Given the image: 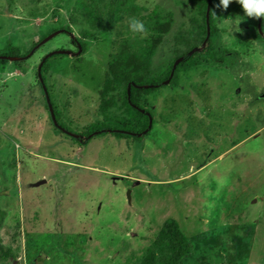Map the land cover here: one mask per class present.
<instances>
[{"label": "rangeland", "instance_id": "1", "mask_svg": "<svg viewBox=\"0 0 264 264\" xmlns=\"http://www.w3.org/2000/svg\"><path fill=\"white\" fill-rule=\"evenodd\" d=\"M211 3L209 50L137 97L151 130L82 146L62 131L142 129L124 84L200 50L194 5L136 0L111 31L112 0H0V57H23L0 60V264H137L167 219L182 264H264V40L238 0Z\"/></svg>", "mask_w": 264, "mask_h": 264}, {"label": "trees", "instance_id": "2", "mask_svg": "<svg viewBox=\"0 0 264 264\" xmlns=\"http://www.w3.org/2000/svg\"><path fill=\"white\" fill-rule=\"evenodd\" d=\"M190 1L194 5V13H195L194 17L190 19V22L194 24L200 19L202 20V28L200 29L202 35L199 37V45L205 42V47L203 48V50L200 51L201 53H203L209 50V48L211 47L210 43H211V34H212V3L210 6L208 18L206 19L207 0H190ZM112 3L114 5V9H113V13L111 14L112 17L109 19V23H110L109 25L111 26L110 27L111 31L115 29L114 27L115 22L121 18L122 13L128 15L129 12L132 13L137 12L136 9L138 8L136 7V0H112ZM262 21H263L262 17L257 18L255 22L256 24L255 28L257 35L261 36V38L264 40L263 37L264 29L262 27ZM206 22H208V24H206ZM258 24H260L263 35H260L258 32ZM207 31H209L208 35H207ZM74 40L76 41L77 39L74 38L73 41ZM79 46L82 47L81 43ZM196 49H197L196 46H191L190 48L186 49L183 53L177 55L176 57H173L172 50L168 49V51L171 54V57H168L167 55L161 56V58L166 62V72L164 77L161 79V81L156 80V82L153 81L152 83L142 84L135 82L133 80H129L124 84L125 87L124 104L127 107H129V109L136 116L141 118L139 119L141 120L142 123L141 130L138 129L134 130L130 128L123 129V128L108 127V128L92 130L91 132H88L85 136H82V134L79 135L71 131V133H73L74 135H76V137H78V139L74 137L73 140L79 143L80 145L84 146L88 144L92 136H96V135L99 136L100 134H104L106 132H109L112 135L117 134L118 136H123V135H127L130 137L145 136L146 133H148L153 127V118L151 117V114L148 110L142 108L141 106H140L141 109L139 108L137 97L139 96V94H148L150 92H153L155 89L163 87L164 85L162 84V82L165 80L167 81L169 80V84L175 86L178 80V72L180 68L185 67L191 61L192 57L196 55L195 53H193V52H197ZM188 52L189 53L192 52L191 55H189ZM180 58L181 61L177 64L176 68L173 70V75L170 77V73L173 69L174 62ZM3 62H5V60H3ZM39 83L41 89L43 90L42 88L44 86L43 82L41 81ZM127 87H129V96H127ZM50 102L51 101L49 99V103ZM45 106L46 108H48V105L45 104ZM134 106H137L138 108L137 107L135 108ZM149 120H151L150 126H149ZM55 123L56 125H58V122L56 120ZM68 135H70L69 132ZM190 252H191V247L188 238L180 230L179 224L174 219H167L163 223L162 227L160 228V230L158 231L157 235L154 237L152 242L147 246L143 257L140 259V261L137 264H182L183 259L186 258L190 254Z\"/></svg>", "mask_w": 264, "mask_h": 264}, {"label": "clouds", "instance_id": "3", "mask_svg": "<svg viewBox=\"0 0 264 264\" xmlns=\"http://www.w3.org/2000/svg\"><path fill=\"white\" fill-rule=\"evenodd\" d=\"M230 2L231 0H220V5L223 7V9L226 10ZM238 3L242 6L247 16L255 17V18H260L264 16V0H238ZM130 29L134 33L143 34L146 32L143 22L136 20L134 18L130 21ZM72 137L74 138L76 137V135Z\"/></svg>", "mask_w": 264, "mask_h": 264}, {"label": "water", "instance_id": "4", "mask_svg": "<svg viewBox=\"0 0 264 264\" xmlns=\"http://www.w3.org/2000/svg\"><path fill=\"white\" fill-rule=\"evenodd\" d=\"M210 6H211V0H207L206 19L208 18V14H209V11H210ZM206 24H208V22H206ZM258 32H259L260 35H263V33H262V31H261L260 24H258ZM208 34H209V31H207V35H208ZM204 47H205V42L202 44L200 50L197 48L196 51H201V50H203ZM81 51H82V48L80 47L79 50H78L77 55H78ZM190 53H192V52H190ZM190 53H189V54H190ZM68 54H70V52H69ZM20 59H23V57H0V60H8V61H10V62H15V61H18V60H20ZM180 61H181V58H180V59H177V60L174 62V64H173V69H172V71H171V73H170V77L173 75V70L176 68L177 64H178ZM38 78H39V81L41 82V81H42V80H41V67H40L39 70H38ZM168 83H169V80L166 81V82H164L163 84H164V85H167ZM42 86H43V85H42ZM43 91H44V94H45V97H46V101H47V103H48V107H50L51 105H50V103H49V99H48V96H47V92H46L44 86H43ZM127 96H129V87H127ZM53 120H54V122H55V118H54V116H53ZM150 124H151V120H149V126H150ZM70 135H71V136H75L74 134H70Z\"/></svg>", "mask_w": 264, "mask_h": 264}, {"label": "flooded vegetation", "instance_id": "5", "mask_svg": "<svg viewBox=\"0 0 264 264\" xmlns=\"http://www.w3.org/2000/svg\"><path fill=\"white\" fill-rule=\"evenodd\" d=\"M65 32H66V31H65ZM263 37H264V36H263ZM71 41H72L71 44H72L73 47H76V46H77L76 43L78 44V46L80 45V42L77 41V40H76V41H75V40H74V41L71 40ZM78 46L76 47V49H75L74 51H73V50H72L71 52L69 51V52H70V54H69L70 56H72V57L75 56V53L78 51V48H80V47H78ZM81 46H82V45H81ZM66 54H68V53H66ZM42 88H43V87H42ZM134 107L136 108L137 106H134ZM137 108H138V107H137ZM139 108L141 109L140 106H139ZM56 127H57V125H56ZM62 132H64L65 135H68V132H69V131H62ZM62 132H61V133H62ZM69 133H71V132H69ZM132 133H133V131H132ZM68 136H69V135H68ZM69 137H72V136H69ZM72 138H73V137H72ZM79 138H80V137H79ZM77 139H78V137H77Z\"/></svg>", "mask_w": 264, "mask_h": 264}, {"label": "crops", "instance_id": "6", "mask_svg": "<svg viewBox=\"0 0 264 264\" xmlns=\"http://www.w3.org/2000/svg\"><path fill=\"white\" fill-rule=\"evenodd\" d=\"M250 82H253V81H250ZM237 90V89H236ZM238 90H240V89H238ZM245 95V101H251L252 102V99L254 98V95L252 94V92L251 91H246V89H245V91L243 92ZM259 105H257V106H254V108H257Z\"/></svg>", "mask_w": 264, "mask_h": 264}]
</instances>
